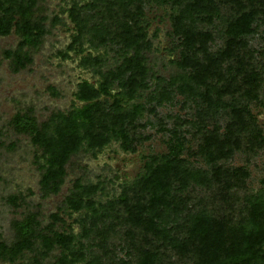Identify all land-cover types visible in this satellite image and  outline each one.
<instances>
[{
  "label": "rangeland",
  "instance_id": "374dc122",
  "mask_svg": "<svg viewBox=\"0 0 264 264\" xmlns=\"http://www.w3.org/2000/svg\"><path fill=\"white\" fill-rule=\"evenodd\" d=\"M122 1L127 0H37V14L44 18L45 33L38 44L24 47L32 61L20 70H15L12 59L5 56V51L19 46V35L13 30L0 35V142H3L0 145V235L7 243L13 240L12 220L19 219L26 211H39L44 224L50 221L51 213L59 212L65 224L58 222L57 228L72 230L76 235L73 264H139V256L126 233L127 222L120 215L119 219H113V210L117 209V206L113 209V203L124 189L147 174L148 166L164 158L180 160L182 170L192 176L185 189L178 183L170 189L173 197L189 196L188 208L182 212L165 208L157 220L173 238H181L184 229L192 228L205 212L202 205L212 207V203H219L206 186L218 167L247 171L244 188L237 190L238 198L232 206L244 209L253 203L264 204V147H255L254 151L234 149L226 157H218L214 150L202 151L207 131L226 133L234 106L248 109L250 120L264 139V13L255 17L249 33L235 37L234 42L246 41L244 58H252L256 71L262 75L257 96L248 99L233 94L218 99L217 89L224 84L218 81L212 82V99L208 102L204 99L206 87L192 83L190 71L176 64L182 47L181 38L174 33L172 18L181 14L191 0L142 1L139 25L147 31L151 46L142 51L145 87L137 89L134 97L122 99L123 112L131 113V122L123 126L125 134L115 132L111 136L110 133L108 143L95 153L86 148L84 141L67 165L59 192L42 194L39 184L44 163L42 152L29 136L14 133L8 122L13 114L29 107L40 123L53 113H68L73 107L81 106L74 96L81 81L95 84L100 75L116 71L125 58L133 55V49L116 41L109 31L115 22L121 25L125 19V13H116L120 12ZM260 1L264 0H257L258 5ZM211 16V24L202 19L207 13L197 12L188 14L184 22L211 33L208 50L216 55L232 38L227 27L236 15L229 6L216 0ZM237 68L236 58L221 67L226 79L236 76ZM128 75L123 74L113 83L111 97L100 98L103 110L111 111L120 90L119 82ZM136 103L142 108L132 118ZM12 143L14 148L8 149ZM77 182L98 187L93 196L96 212L82 210L69 214L64 208V200ZM41 250L36 243L13 261L0 259V264H38L37 257L40 264H49L58 254L55 250L43 258L39 255ZM167 256L156 264H174L176 257H169V252Z\"/></svg>",
  "mask_w": 264,
  "mask_h": 264
},
{
  "label": "trees",
  "instance_id": "16d2710c",
  "mask_svg": "<svg viewBox=\"0 0 264 264\" xmlns=\"http://www.w3.org/2000/svg\"><path fill=\"white\" fill-rule=\"evenodd\" d=\"M142 1H122L121 10L116 13H125V19L121 25L115 22L114 28L109 30L116 41L133 49V55L125 58L116 71L100 75L95 84L81 81L74 94L81 106L73 107L68 113H53L41 123L31 107L11 116L8 127L18 135L29 136L33 145L42 152L44 163L41 165L39 184L44 196L59 192L67 175V165L84 141L86 148L95 153L108 143L111 136H115V132L125 134L123 126L127 121L131 122V113L123 112L122 99L125 96L134 97L137 89L145 87L142 82L146 72L142 51L151 46L147 31L139 25ZM221 1L236 15L228 23L227 32L232 38L225 49L219 54H212L208 50V43L212 41L211 33L184 22L188 14L197 12L207 13V17L202 19L211 24L216 0H191L181 14L172 18L174 33L181 38L182 47L180 60L176 64L190 71L192 83L206 87L204 99L208 102L212 99V82L218 81L224 82L217 89L218 99L233 94L252 99L257 96L262 75L256 71L252 58H244L247 53L246 41L240 39L234 42L235 37L249 33L255 17L264 13V1H260V5L257 0ZM43 19L37 14V0H0V35H8L13 30L21 39L15 50L5 51V56L12 59L15 70L31 63V57L23 49L41 41L45 33ZM233 58L238 63L237 77L226 79L221 67ZM127 73V78L119 82L120 90L114 97L111 111L103 110L100 98L111 97L113 83ZM133 108L132 118L142 106L136 103ZM250 117L245 106H234L226 133L207 131L203 137L202 151L214 150L218 157H226L234 149L254 151L255 147H264V139ZM14 146L12 143L7 148L13 149ZM180 162L176 158L155 160L148 166L147 174L130 188L124 189L113 203L115 206L110 205L118 209L113 210V219L123 216L129 226L126 233L139 256V264H156L162 260L161 257H168L167 252L169 257H176L174 264H264V204L253 203L244 209L231 204L238 198L237 190L244 188V179L248 175L244 168L218 167L214 170L206 186L219 203H212V207L202 205L205 212L191 229L182 231L181 238L171 237L168 231L160 227L157 220L163 209L182 212L188 208L190 198L187 194L173 197L170 193L176 183L185 189L192 179L189 172L182 170ZM97 190L96 185L86 186L77 182L66 196L64 208L69 214L82 210L96 212L93 196ZM14 200L17 198L14 197ZM49 219L44 224L39 211H26L19 219H13V240L7 243L0 235V259L13 261L38 243L42 248L39 255L43 258L58 251L49 264H73L76 235L72 230L57 228L58 222L65 224L59 212L51 213ZM35 260L40 264L38 257Z\"/></svg>",
  "mask_w": 264,
  "mask_h": 264
}]
</instances>
